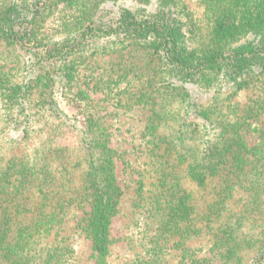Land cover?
I'll list each match as a JSON object with an SVG mask.
<instances>
[{
	"label": "rangeland",
	"instance_id": "1",
	"mask_svg": "<svg viewBox=\"0 0 264 264\" xmlns=\"http://www.w3.org/2000/svg\"><path fill=\"white\" fill-rule=\"evenodd\" d=\"M145 1L50 0L35 36L51 45L63 42L86 22L80 8L101 4L100 20L108 24L122 8ZM182 1L196 19H204L202 0ZM10 3L0 0V15ZM111 39H92L94 47L68 65V78L36 83L25 78L28 52L0 38L7 85L30 84L24 116L17 101L3 99L11 90H0V210L13 207L5 197L13 200L19 190L20 203L47 200L62 212L60 226L49 235L36 234L30 246L19 239L14 250L57 254L54 263L96 264L88 232L94 204L84 166H77L79 146L93 141L98 156L112 163L111 183L121 192L108 229V264H264V73L242 86L218 74L204 83L178 82L179 95L170 99L169 90L155 84L157 64L147 50L107 51ZM17 118L22 127L15 125ZM180 127L203 155L220 153L204 186L171 168L169 142ZM28 162L31 173L24 171ZM9 249L0 247V264Z\"/></svg>",
	"mask_w": 264,
	"mask_h": 264
},
{
	"label": "trees",
	"instance_id": "2",
	"mask_svg": "<svg viewBox=\"0 0 264 264\" xmlns=\"http://www.w3.org/2000/svg\"><path fill=\"white\" fill-rule=\"evenodd\" d=\"M49 3L50 0H11L0 15V38L29 54L28 59L24 56L23 64L27 81L35 78L36 83L55 82L57 78H68L73 68L68 65L86 49H92V39L102 34L112 38V45L104 48L107 51L121 46L147 50L145 53L157 64L155 84L169 90L170 99L179 95L175 94L181 85L178 82L204 83L211 75L218 74L242 86L248 83V78L264 73V0H202L204 19H196L182 0H147L134 9L122 8L119 16L108 24L100 20L102 5L93 4L89 10L80 8L86 19L81 28L67 40L52 45L35 36V26ZM150 4L158 6L151 7ZM244 38L248 40L239 43ZM4 76L0 70V90H11V93H2V97L11 104L17 101L16 106L21 107V116H24L25 90L30 84L10 88ZM207 83L211 85L213 81ZM16 122L15 125L20 127L25 124L19 118ZM189 139L188 129L184 132L182 127L170 139L172 155L174 153L171 168L201 187L215 174L220 153L203 155L202 149L196 143H189ZM97 148L98 144L93 141L88 147L80 145L77 166H84L85 189L94 204L88 232L96 264H108L112 245L108 229L111 218L117 213L121 192L111 183V179L114 180L110 169L112 163L98 156ZM227 148L228 144H224L222 150ZM30 165L29 162L25 165V172L31 173ZM22 184L24 182L19 187ZM174 184L180 185L179 182ZM32 187H28L31 196ZM47 191L46 196L49 195ZM19 196H22L19 190L13 200L7 194L4 202L14 205L12 208L6 205L0 210V247L10 248L3 256L5 264H61V259L60 263H54L57 254L47 257L43 253H33V250L26 254L14 250L15 241L19 239L22 245L25 237L30 246L35 243L33 237L36 234L49 235L60 226L62 213L47 200L27 206L28 203L18 201Z\"/></svg>",
	"mask_w": 264,
	"mask_h": 264
}]
</instances>
